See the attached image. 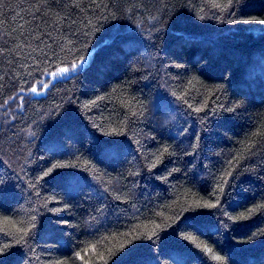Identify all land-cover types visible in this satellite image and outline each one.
Segmentation results:
<instances>
[{
	"label": "trees",
	"instance_id": "obj_1",
	"mask_svg": "<svg viewBox=\"0 0 264 264\" xmlns=\"http://www.w3.org/2000/svg\"><path fill=\"white\" fill-rule=\"evenodd\" d=\"M260 20L0 0V264H264Z\"/></svg>",
	"mask_w": 264,
	"mask_h": 264
},
{
	"label": "snow or ice",
	"instance_id": "obj_2",
	"mask_svg": "<svg viewBox=\"0 0 264 264\" xmlns=\"http://www.w3.org/2000/svg\"><path fill=\"white\" fill-rule=\"evenodd\" d=\"M259 23L264 24V20H260ZM61 71L64 72V71H67V70H66V69H61ZM32 91L35 92L36 89L33 88ZM207 206H209V207H214V205H207ZM209 251H210V250H209ZM215 259H216V260H220L221 257L217 256V257H215Z\"/></svg>",
	"mask_w": 264,
	"mask_h": 264
},
{
	"label": "rangeland",
	"instance_id": "obj_3",
	"mask_svg": "<svg viewBox=\"0 0 264 264\" xmlns=\"http://www.w3.org/2000/svg\"><path fill=\"white\" fill-rule=\"evenodd\" d=\"M53 80H56V78L53 79ZM44 92H45V91H35V92H34V95H35V96H42V95H44Z\"/></svg>",
	"mask_w": 264,
	"mask_h": 264
}]
</instances>
